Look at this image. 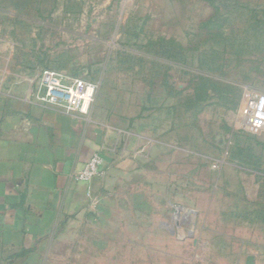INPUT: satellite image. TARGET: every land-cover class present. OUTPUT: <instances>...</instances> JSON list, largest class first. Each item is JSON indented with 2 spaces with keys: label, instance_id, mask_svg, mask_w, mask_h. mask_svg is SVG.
I'll list each match as a JSON object with an SVG mask.
<instances>
[{
  "label": "rangeland",
  "instance_id": "obj_1",
  "mask_svg": "<svg viewBox=\"0 0 264 264\" xmlns=\"http://www.w3.org/2000/svg\"><path fill=\"white\" fill-rule=\"evenodd\" d=\"M37 68L95 85L85 115L141 145L122 264H264V125L238 126L264 0H0V75Z\"/></svg>",
  "mask_w": 264,
  "mask_h": 264
},
{
  "label": "crops",
  "instance_id": "obj_2",
  "mask_svg": "<svg viewBox=\"0 0 264 264\" xmlns=\"http://www.w3.org/2000/svg\"><path fill=\"white\" fill-rule=\"evenodd\" d=\"M39 69L0 75V264H122L110 249L126 246L121 235L131 225L115 214L128 213L137 228L146 213L137 200L144 191L133 184L143 172L141 145L88 115L38 101ZM94 152L105 174L90 199L72 173Z\"/></svg>",
  "mask_w": 264,
  "mask_h": 264
},
{
  "label": "built area",
  "instance_id": "obj_3",
  "mask_svg": "<svg viewBox=\"0 0 264 264\" xmlns=\"http://www.w3.org/2000/svg\"><path fill=\"white\" fill-rule=\"evenodd\" d=\"M38 89L36 98L46 105L63 107L67 112L88 114L95 98V85L76 76L39 69L35 77ZM250 124L264 125V94L249 90L238 113V126L248 129ZM105 174L104 157L94 152L89 159L72 173L79 183L87 185L86 194L94 199L92 185Z\"/></svg>",
  "mask_w": 264,
  "mask_h": 264
},
{
  "label": "water",
  "instance_id": "obj_4",
  "mask_svg": "<svg viewBox=\"0 0 264 264\" xmlns=\"http://www.w3.org/2000/svg\"><path fill=\"white\" fill-rule=\"evenodd\" d=\"M246 264H255L254 257L253 256H249L247 258Z\"/></svg>",
  "mask_w": 264,
  "mask_h": 264
}]
</instances>
